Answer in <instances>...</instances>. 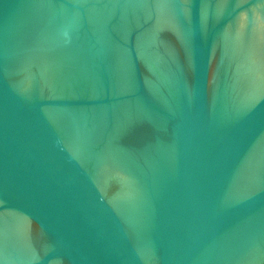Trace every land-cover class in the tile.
I'll list each match as a JSON object with an SVG mask.
<instances>
[{"label":"water","instance_id":"obj_1","mask_svg":"<svg viewBox=\"0 0 264 264\" xmlns=\"http://www.w3.org/2000/svg\"><path fill=\"white\" fill-rule=\"evenodd\" d=\"M0 264H264V0H0Z\"/></svg>","mask_w":264,"mask_h":264}]
</instances>
